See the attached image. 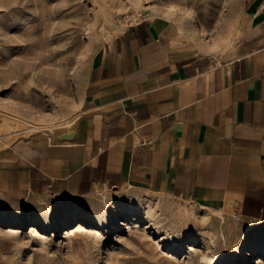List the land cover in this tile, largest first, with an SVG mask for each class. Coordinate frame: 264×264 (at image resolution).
Listing matches in <instances>:
<instances>
[{"label": "crops", "instance_id": "0c3cea01", "mask_svg": "<svg viewBox=\"0 0 264 264\" xmlns=\"http://www.w3.org/2000/svg\"><path fill=\"white\" fill-rule=\"evenodd\" d=\"M160 7L96 53L73 131L0 141V193L70 201L131 189L264 219V0L234 48Z\"/></svg>", "mask_w": 264, "mask_h": 264}, {"label": "rangeland", "instance_id": "374dc122", "mask_svg": "<svg viewBox=\"0 0 264 264\" xmlns=\"http://www.w3.org/2000/svg\"><path fill=\"white\" fill-rule=\"evenodd\" d=\"M172 1L205 23V37L220 53L234 48L246 0ZM160 7L169 11L162 0H0V141L68 136L102 44ZM7 194L0 193V214L32 219L20 226L0 221V264H219L242 250L236 264H257L260 253L250 244L264 235V219L146 191H96L70 201ZM117 203L122 216L138 211L125 228L112 222L88 232L74 222L67 238L65 224L39 226L41 236L32 228V220L61 213L84 216L89 227Z\"/></svg>", "mask_w": 264, "mask_h": 264}, {"label": "bare ground", "instance_id": "6f19581e", "mask_svg": "<svg viewBox=\"0 0 264 264\" xmlns=\"http://www.w3.org/2000/svg\"><path fill=\"white\" fill-rule=\"evenodd\" d=\"M162 2H163V6L166 9H168L170 12H172L173 14L181 16L184 19L191 21V22H193L195 20V15L192 12L180 8L172 0H162ZM200 25H203V28L201 30H204V31L202 33H200V29H198V31L203 37H205L207 35L205 32V30H207V26H205V23L203 21H201ZM65 128H67V126H65ZM138 209L140 210V208H138ZM121 211H122V205L117 203L112 209H110L106 213V215H104L103 217H100L98 219V221L95 223V225L90 224L89 227L87 226L89 223H88V220L86 219V217H84V216L74 217V216L69 215L67 213H61L58 215H55V214L51 215L49 218L44 219L43 221H39L38 219L32 220L34 222L32 225L33 226L32 228H33V230L36 231V236H41L42 231L40 230L39 226H41L45 230H48V229H51L53 227L56 228V227L60 226L61 224H65V225H67L65 238L71 236L74 233V231H71L70 227H69L70 224H72L74 222H75V226H76L75 230L87 229L88 232H95L96 229L107 226L109 224H112V222H113L115 228L121 229V228L126 227L125 221L131 220L133 214L135 212H138V211H134L131 209L126 213L127 214L126 216H122ZM31 219L32 218H30V217L29 218L19 217L17 219L9 221V219L5 218L4 216H2L0 214V221L8 222L10 224H13L14 226L24 225V224L30 222ZM76 219H78V220L75 221ZM250 245L252 246L253 250L258 251L260 253L259 256H257V258H258L257 264H264V235L255 238ZM245 255H246V253L243 252V250H242V253H240V255H238L237 257H234L233 259H230L229 261H222L219 264H236V263H239L245 258Z\"/></svg>", "mask_w": 264, "mask_h": 264}, {"label": "built area", "instance_id": "2783aa9c", "mask_svg": "<svg viewBox=\"0 0 264 264\" xmlns=\"http://www.w3.org/2000/svg\"><path fill=\"white\" fill-rule=\"evenodd\" d=\"M199 26H200V33H202L204 31V30H201L203 28V25H200V23H199ZM205 32H206V30H205Z\"/></svg>", "mask_w": 264, "mask_h": 264}]
</instances>
